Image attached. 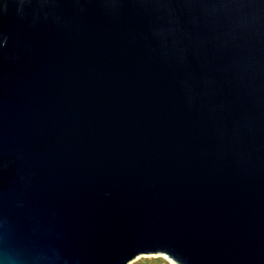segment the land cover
<instances>
[{"label":"water","instance_id":"95a60500","mask_svg":"<svg viewBox=\"0 0 264 264\" xmlns=\"http://www.w3.org/2000/svg\"><path fill=\"white\" fill-rule=\"evenodd\" d=\"M264 264V0H0V264Z\"/></svg>","mask_w":264,"mask_h":264},{"label":"rangeland","instance_id":"374dc122","mask_svg":"<svg viewBox=\"0 0 264 264\" xmlns=\"http://www.w3.org/2000/svg\"><path fill=\"white\" fill-rule=\"evenodd\" d=\"M143 258H149L152 260V264H172L167 258L163 256H147V257H139L132 261L130 264H136L140 262L141 259Z\"/></svg>","mask_w":264,"mask_h":264},{"label":"trees","instance_id":"16d2710c","mask_svg":"<svg viewBox=\"0 0 264 264\" xmlns=\"http://www.w3.org/2000/svg\"><path fill=\"white\" fill-rule=\"evenodd\" d=\"M136 264H152V260L149 258H143L140 260V262H138Z\"/></svg>","mask_w":264,"mask_h":264},{"label":"bare ground","instance_id":"6f19581e","mask_svg":"<svg viewBox=\"0 0 264 264\" xmlns=\"http://www.w3.org/2000/svg\"><path fill=\"white\" fill-rule=\"evenodd\" d=\"M161 256L167 258L172 264H176L172 259L168 258L166 255L164 254H161Z\"/></svg>","mask_w":264,"mask_h":264}]
</instances>
